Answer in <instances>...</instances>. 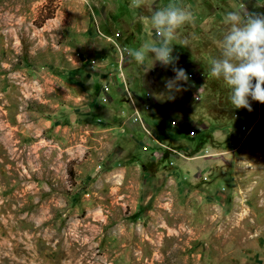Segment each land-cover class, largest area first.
<instances>
[{
	"label": "rangeland",
	"instance_id": "obj_1",
	"mask_svg": "<svg viewBox=\"0 0 264 264\" xmlns=\"http://www.w3.org/2000/svg\"><path fill=\"white\" fill-rule=\"evenodd\" d=\"M169 2L132 9L131 0H0V264H264V104L249 97L251 111L234 108L223 79L208 78L224 15L233 5L264 12V0H175L196 18L178 32L188 46L172 42V65H139L123 49L157 39L140 17ZM77 53L100 62L114 54L126 74L120 93L137 95L147 113L167 112L169 167L181 171L174 181L145 182L125 169L117 134L97 135L111 154L102 164L101 148L86 149L85 115H56L86 89L53 68ZM173 67L189 80L168 99ZM134 121L152 137L142 113ZM212 158L213 176H190ZM215 180L218 202L201 198ZM160 191L174 193L161 199L166 214L153 212L151 192Z\"/></svg>",
	"mask_w": 264,
	"mask_h": 264
},
{
	"label": "crops",
	"instance_id": "obj_2",
	"mask_svg": "<svg viewBox=\"0 0 264 264\" xmlns=\"http://www.w3.org/2000/svg\"><path fill=\"white\" fill-rule=\"evenodd\" d=\"M90 53L86 56V59H81L85 56H78V53L76 54L77 58L73 55H69L68 58L64 60V63L62 62L56 65V67H53L57 68V66H62L57 70L64 72L69 79L76 81L82 80L86 88H81L83 92L78 95L80 97H72L66 104V106L70 105L71 108H75L74 110L70 112L66 110L65 108L67 107L64 106L56 112V115L62 118L69 116L68 118L76 120L85 115L84 117H86L87 120V136L85 137L86 149L92 150L94 153L96 149L100 151L101 148L105 155L102 164L106 162V157L110 158L111 154L107 153L106 148L102 147L95 139L98 138L97 135H103L105 137L117 134L118 138L116 143L120 142V144L116 148V153L119 156L121 155V158L128 160L123 163L125 164V169L134 168L138 170L139 174L145 177V182L157 181L161 184L162 182L167 183L169 181H174V176H179V172L181 171L177 169L175 172L173 168L171 169L169 167L171 160L166 152L167 150H165L167 145L174 143L175 136L172 129L168 126L169 115L167 112H163L162 114L154 112L153 108L147 113L142 107L143 103L135 93L136 98L132 96L127 97L120 93H123L121 86H123V80L126 74L123 75L124 72L119 67L117 56H113L114 54H104L103 57L100 58V62L96 56H92ZM58 75L61 76L60 73H58ZM105 86H110L112 88L108 94V103L101 104L99 99L106 95L103 91V87ZM97 89L98 93L96 94L95 90ZM101 89L104 94L100 92ZM94 93L96 95H94ZM96 96L97 100H94ZM141 113L144 116V120H146L145 122L151 129L152 133L150 132V134L152 137L146 133L143 126L134 121L137 114L140 115ZM182 138L180 137L179 139ZM144 147L146 148L145 150L143 149ZM199 152L201 153L200 156L203 157L209 154V151L203 148L200 149ZM126 156L130 157L127 158ZM133 159H135L134 162L132 161ZM212 159L213 160L204 159L202 164L204 169L198 172L200 175L190 172V176L195 179L202 175H204V177L213 176L215 173V169L213 168L215 167V163L214 158ZM146 176H149V178L147 179ZM215 183L217 186L214 187V192L205 193L201 198H206L207 200L212 199L215 200L214 202H218V180H215ZM155 194L151 192L150 199L153 200L152 204L154 203V205L159 206L154 207L153 212L156 214H166V211L170 208L169 203L162 202L161 199H173L174 193L160 191L156 196H154ZM194 194H196V192H193L191 195Z\"/></svg>",
	"mask_w": 264,
	"mask_h": 264
},
{
	"label": "clouds",
	"instance_id": "obj_3",
	"mask_svg": "<svg viewBox=\"0 0 264 264\" xmlns=\"http://www.w3.org/2000/svg\"><path fill=\"white\" fill-rule=\"evenodd\" d=\"M264 6V5H258ZM132 9L150 7V0H131ZM223 23L227 30L214 42L220 50L218 57L210 59L208 78L223 79L231 90L230 102L234 108L252 110L249 97L264 104V12H241L232 6ZM149 29V36L155 32L157 39H148L139 48H124L123 51L139 65L147 60L163 66L172 65L178 59L173 57L174 40H179V30L195 23L192 11L170 0L153 11L150 16L140 17ZM187 38L179 40V45L187 47ZM174 78L165 81L168 99H175V93L183 90L181 82H187L189 75L183 68L173 67ZM255 81V82H253Z\"/></svg>",
	"mask_w": 264,
	"mask_h": 264
}]
</instances>
